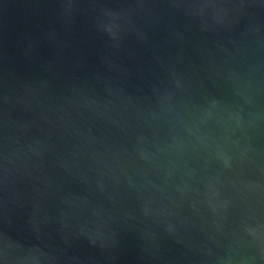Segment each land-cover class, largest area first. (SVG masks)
<instances>
[{
	"label": "water",
	"instance_id": "95a60500",
	"mask_svg": "<svg viewBox=\"0 0 264 264\" xmlns=\"http://www.w3.org/2000/svg\"><path fill=\"white\" fill-rule=\"evenodd\" d=\"M0 264H264V0H0Z\"/></svg>",
	"mask_w": 264,
	"mask_h": 264
}]
</instances>
